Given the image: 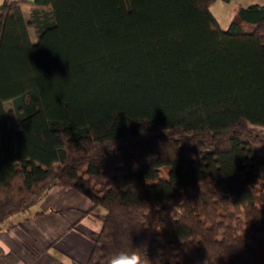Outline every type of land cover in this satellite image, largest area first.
<instances>
[{"label":"trees","instance_id":"trees-1","mask_svg":"<svg viewBox=\"0 0 264 264\" xmlns=\"http://www.w3.org/2000/svg\"><path fill=\"white\" fill-rule=\"evenodd\" d=\"M214 1L0 5V224L60 183L102 221L84 264H264V4Z\"/></svg>","mask_w":264,"mask_h":264},{"label":"crops","instance_id":"crops-1","mask_svg":"<svg viewBox=\"0 0 264 264\" xmlns=\"http://www.w3.org/2000/svg\"><path fill=\"white\" fill-rule=\"evenodd\" d=\"M5 1L16 0L0 5ZM91 207L82 193L55 184L28 210L0 224V264H84L102 227L99 217L85 213Z\"/></svg>","mask_w":264,"mask_h":264},{"label":"rangeland","instance_id":"rangeland-1","mask_svg":"<svg viewBox=\"0 0 264 264\" xmlns=\"http://www.w3.org/2000/svg\"><path fill=\"white\" fill-rule=\"evenodd\" d=\"M164 1L166 4V7H167V12L170 14L168 2H167V0H164ZM253 3L264 4V0H215L210 6V11L214 15V17L216 18L218 24L222 28H226L229 25L232 17L234 16V14L236 12V9L239 6H241V5L247 6V5H250ZM23 12H24L25 17L28 18V15H29L28 7H24ZM172 25L174 26L173 22H172ZM30 33H31L32 39H35V34H34L33 28H30ZM5 108L8 111L10 110L9 111V117L11 118L12 121L15 122L14 112L11 109L12 108L11 101L5 102ZM257 153L260 156L264 157V147L258 146L257 147ZM261 173H262V175H264V165L261 166Z\"/></svg>","mask_w":264,"mask_h":264},{"label":"clouds","instance_id":"clouds-1","mask_svg":"<svg viewBox=\"0 0 264 264\" xmlns=\"http://www.w3.org/2000/svg\"><path fill=\"white\" fill-rule=\"evenodd\" d=\"M109 264H148V261L139 252H121L116 254Z\"/></svg>","mask_w":264,"mask_h":264}]
</instances>
